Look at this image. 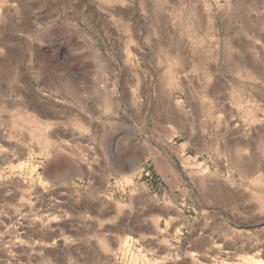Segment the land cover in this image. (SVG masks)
I'll return each instance as SVG.
<instances>
[{
  "label": "rangeland",
  "instance_id": "rangeland-1",
  "mask_svg": "<svg viewBox=\"0 0 264 264\" xmlns=\"http://www.w3.org/2000/svg\"><path fill=\"white\" fill-rule=\"evenodd\" d=\"M255 254L264 0H0V264Z\"/></svg>",
  "mask_w": 264,
  "mask_h": 264
},
{
  "label": "bare ground",
  "instance_id": "bare-ground-1",
  "mask_svg": "<svg viewBox=\"0 0 264 264\" xmlns=\"http://www.w3.org/2000/svg\"><path fill=\"white\" fill-rule=\"evenodd\" d=\"M247 73V72H246ZM210 247L211 248H213L214 249V245L213 246H211V244H210ZM209 247V248H210ZM210 248V249H211ZM215 249H217V247H215ZM208 250V249H207ZM218 250V249H217ZM210 251V253H211V251L212 250H209ZM208 252V251H207ZM259 252H260V250H259ZM258 252V253H259ZM196 254V253H195ZM192 255V257L194 258V256H193V254H191ZM216 262H213V264H225V263H217V260H215ZM195 263V262H194ZM197 263V262H196ZM199 264H201V263H199ZM238 264H264V260L260 257V255L259 254H255V255H253V256H245L244 258H242V259H240V261H239V263Z\"/></svg>",
  "mask_w": 264,
  "mask_h": 264
}]
</instances>
